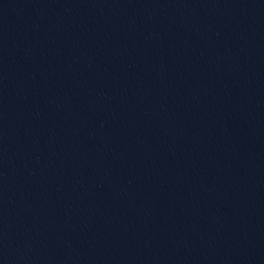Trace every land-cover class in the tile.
Segmentation results:
<instances>
[{
	"label": "water",
	"instance_id": "1",
	"mask_svg": "<svg viewBox=\"0 0 264 264\" xmlns=\"http://www.w3.org/2000/svg\"><path fill=\"white\" fill-rule=\"evenodd\" d=\"M0 264H264V0H0Z\"/></svg>",
	"mask_w": 264,
	"mask_h": 264
}]
</instances>
